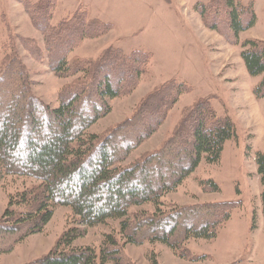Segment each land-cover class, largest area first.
Masks as SVG:
<instances>
[{
    "label": "trees",
    "instance_id": "1",
    "mask_svg": "<svg viewBox=\"0 0 264 264\" xmlns=\"http://www.w3.org/2000/svg\"><path fill=\"white\" fill-rule=\"evenodd\" d=\"M55 2L26 1L23 8L51 53L50 68L63 77L71 67V73L88 76L87 86L66 91L54 108L32 94L15 93L8 103L0 101V180L18 175L37 181L9 196L0 215V256L28 236L42 232L54 207L68 206L78 225L69 226L47 253L27 264H126L124 244L112 233L104 235L99 252L75 244L85 234V227L111 219L119 220L118 232L125 243L160 241L180 257H188L184 244L191 238L216 237L235 205L197 201L163 211L159 208L161 198L176 191L202 160L209 164L219 160L225 142L234 135L233 123L217 115L208 98H198L183 111L157 149L124 164L133 149L157 131L186 85L164 82L141 99L125 122L103 134L90 133L89 128L110 112L109 100L138 88L148 54L141 50L125 53L110 46L97 58L89 59L86 68H75L69 53L83 39L105 36L111 26L88 18L84 11L51 25ZM194 10L207 28L240 47L239 56L249 75L264 73V39L240 40V34L256 23L252 0H210L194 5ZM22 68L3 70L1 66L0 85L1 80L13 78V88L21 92ZM5 90L0 87V92ZM254 96L264 98V79L256 86ZM255 155L264 215V152ZM200 184L206 192L218 190L211 180ZM148 203L156 207L154 212L143 210L130 215L132 207Z\"/></svg>",
    "mask_w": 264,
    "mask_h": 264
},
{
    "label": "rangeland",
    "instance_id": "2",
    "mask_svg": "<svg viewBox=\"0 0 264 264\" xmlns=\"http://www.w3.org/2000/svg\"><path fill=\"white\" fill-rule=\"evenodd\" d=\"M26 1L37 0H0V68L23 67L20 75L24 80L21 92L13 88V78L1 80L0 87L7 90L0 92V101L8 103L15 93L32 94L54 108L66 91L87 86L88 76L84 77L81 72L71 73L73 68L70 67L67 75L60 77L50 68L51 53L23 8ZM209 1L56 0L51 25L84 11L88 18L100 19L111 26L105 36L83 39L80 46L69 53L68 58L74 59L75 68H86L89 59L97 58L110 46L125 53L141 50L148 54V65L138 88L129 95L109 100L110 112L89 128L90 133L103 134L125 122L141 99L156 86L167 81L186 85L185 92L168 110L157 131L133 149L124 164L157 149L178 123L183 111L198 98H208L216 114L229 118L234 126V135L225 142L219 160L213 164L202 160L176 191L161 198L163 204L159 206L166 211L197 201L233 203L231 217L217 230L216 237L189 239L184 244L188 257H180L160 241L125 243L118 232L119 220L111 219L104 224L85 227V234L75 240L77 246H91L99 252L104 235L112 233L124 244L126 264H264L262 186L255 164L256 152H264V98L254 96L264 73L249 75L239 56L240 47L233 46L221 34L204 25L194 5ZM252 1L256 23L240 34L241 42L264 39V0ZM209 180L217 184V191L203 189L200 183ZM36 183L27 176L6 175L1 179L0 215L9 196ZM155 209L148 203L132 207L130 215L143 210L154 212ZM75 223L70 207H54L53 216L43 231L28 236L10 252L1 255L0 264H27L42 257L61 233ZM203 256L200 260L190 259Z\"/></svg>",
    "mask_w": 264,
    "mask_h": 264
}]
</instances>
